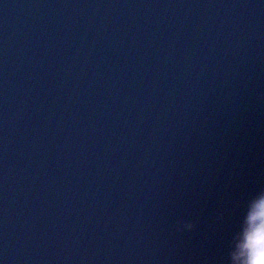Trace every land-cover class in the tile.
Segmentation results:
<instances>
[{
	"label": "water",
	"instance_id": "95a60500",
	"mask_svg": "<svg viewBox=\"0 0 264 264\" xmlns=\"http://www.w3.org/2000/svg\"><path fill=\"white\" fill-rule=\"evenodd\" d=\"M261 190L264 0H0V264H229Z\"/></svg>",
	"mask_w": 264,
	"mask_h": 264
},
{
	"label": "clouds",
	"instance_id": "9594fccd",
	"mask_svg": "<svg viewBox=\"0 0 264 264\" xmlns=\"http://www.w3.org/2000/svg\"><path fill=\"white\" fill-rule=\"evenodd\" d=\"M193 227L183 223L180 230ZM229 264H264V190L246 203L239 229L231 240Z\"/></svg>",
	"mask_w": 264,
	"mask_h": 264
}]
</instances>
